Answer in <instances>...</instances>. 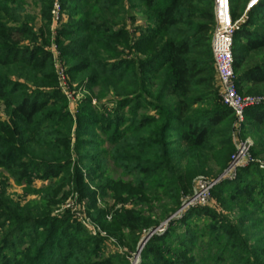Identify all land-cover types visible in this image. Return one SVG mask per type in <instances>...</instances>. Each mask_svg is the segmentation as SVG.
<instances>
[{
	"label": "rangeland",
	"instance_id": "rangeland-1",
	"mask_svg": "<svg viewBox=\"0 0 264 264\" xmlns=\"http://www.w3.org/2000/svg\"><path fill=\"white\" fill-rule=\"evenodd\" d=\"M150 1L0 0V264L21 253L37 261L39 244L44 256L53 247L46 254L55 264H264V126L234 121L233 150L218 149L217 139L213 155L180 161L189 190L179 196L181 173L172 183L140 173L159 164L154 107L172 103L159 88L142 95L145 67L162 43L189 36L191 10L205 9L186 0L181 25L158 44L156 10L165 0ZM253 3L234 16L239 26ZM258 56L247 55L248 63ZM251 89L239 95L264 106V85ZM38 95L43 109L21 120L19 103ZM197 96L196 114L221 104L216 80L214 92ZM164 137V150L175 149L178 135ZM239 144L252 163L221 178ZM201 184L208 197L197 203Z\"/></svg>",
	"mask_w": 264,
	"mask_h": 264
},
{
	"label": "trees",
	"instance_id": "trees-1",
	"mask_svg": "<svg viewBox=\"0 0 264 264\" xmlns=\"http://www.w3.org/2000/svg\"><path fill=\"white\" fill-rule=\"evenodd\" d=\"M147 1L151 6L152 2ZM185 1L165 0L158 5V10H156L158 28L154 31V34L159 36L158 44L161 43L164 36L169 35V30L181 25L179 10L184 6ZM196 3L198 5L203 3L205 9H194L189 12V22L187 24L190 31L189 36L177 43L170 40L162 43L159 54L153 59L152 63L146 65L145 79L141 82L143 96L148 97L150 96V94H147L148 91L159 88L162 95H164V99L166 97L170 98L172 103L168 102L165 105L154 107L156 118L151 119L149 125L152 129L151 135L156 139L155 154L158 157L159 164H145L141 167L140 173L145 177L150 172H160L163 176L168 175L167 180L171 183L176 179L174 174L181 173L179 178L176 179L178 183L177 188L174 189L176 196H179L180 192L184 193L189 190L188 181H186L184 175L185 170L180 167L179 162H186L189 159L202 157V155H213L216 153L213 142L217 139H219V143L216 144L218 149H231L232 147L229 146L230 135L235 121L232 111L222 104H212V107L209 106L205 112L199 114L190 110V107L200 101L199 96H197L198 90L204 89L214 92L216 80L210 49L214 24L212 0H205L204 2L198 0ZM230 3L234 20V16L243 13L246 0H230ZM239 6L242 7L240 14L237 12ZM194 21L199 24H195ZM260 22H264V0H257L255 5L249 8L248 21L239 26L235 32L232 53L234 83L238 93L247 87L250 88L249 92L253 93L251 88L264 85V28L258 27L257 24ZM256 53H259L257 62L249 64L247 55ZM2 63L3 60H0V64ZM2 91L0 89V99L5 96ZM260 94L262 95L261 92H255L254 95L259 96ZM162 95H159V98ZM42 98L41 95H38L35 100L30 96L22 100L16 109L20 119L28 122L39 114L44 107ZM243 122L263 127L264 106L256 105L247 108ZM172 131L178 135L176 148L166 152L163 148L166 141L164 134ZM223 136L224 138H222ZM227 156L228 154L225 153L219 157L223 161ZM220 164L222 163L220 162ZM247 170H251L250 166ZM172 203L174 206L177 205L175 200ZM218 230L226 238L231 236V232L228 230L222 228ZM40 238H42L41 248H43L45 247L43 242L44 244L47 243L48 239L46 233L43 234L42 232ZM45 248L47 250L44 256L40 244L37 246L36 256L40 255L37 261H53V256L46 254L48 250L52 253L53 247ZM113 261L117 262V260ZM35 262L28 260L27 254L21 253L19 259L13 260L10 264H38ZM49 263L55 264L54 261ZM84 264L113 263L84 258ZM122 264L126 263L122 262Z\"/></svg>",
	"mask_w": 264,
	"mask_h": 264
},
{
	"label": "built area",
	"instance_id": "built-area-1",
	"mask_svg": "<svg viewBox=\"0 0 264 264\" xmlns=\"http://www.w3.org/2000/svg\"><path fill=\"white\" fill-rule=\"evenodd\" d=\"M256 2L257 0H255ZM212 6L214 25L211 33L210 49L215 78L219 87V97L221 104L232 111L238 127L244 121L245 110L259 105L260 99L243 98L236 90L232 50L235 32L239 28L240 21L235 22L232 18L230 0H212ZM248 158L247 148L243 144H239L221 178L232 177L238 169L252 163ZM207 197L208 189L201 184L194 200L197 203L203 202Z\"/></svg>",
	"mask_w": 264,
	"mask_h": 264
}]
</instances>
